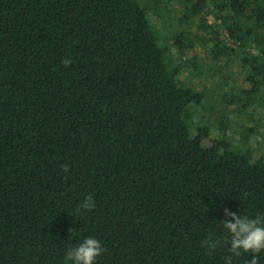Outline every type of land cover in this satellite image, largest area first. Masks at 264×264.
Segmentation results:
<instances>
[{"label":"trees","instance_id":"obj_1","mask_svg":"<svg viewBox=\"0 0 264 264\" xmlns=\"http://www.w3.org/2000/svg\"><path fill=\"white\" fill-rule=\"evenodd\" d=\"M197 40L208 62L186 57ZM234 56L248 88L226 81ZM187 67L225 72L216 96ZM254 103L264 0H0V264H64L87 237L96 264H225L230 245L202 246L229 235L224 209L264 214L260 123L228 134Z\"/></svg>","mask_w":264,"mask_h":264},{"label":"clouds","instance_id":"obj_2","mask_svg":"<svg viewBox=\"0 0 264 264\" xmlns=\"http://www.w3.org/2000/svg\"><path fill=\"white\" fill-rule=\"evenodd\" d=\"M64 67L72 64L70 58L61 61ZM61 170L68 174L70 169L67 165H61ZM96 204L91 195L86 196L77 209V213L91 211ZM83 210V211H82ZM225 220L221 222L226 233L223 238H208L202 243L207 247L209 253L218 247H227L228 253L225 264H232V257H239L242 253H251V259L247 264H258L259 254L264 251V214L249 217L248 215H237L236 212L224 209ZM107 251L99 240L87 237L74 247H69L64 255V264H96L97 258Z\"/></svg>","mask_w":264,"mask_h":264},{"label":"rangeland","instance_id":"obj_3","mask_svg":"<svg viewBox=\"0 0 264 264\" xmlns=\"http://www.w3.org/2000/svg\"><path fill=\"white\" fill-rule=\"evenodd\" d=\"M150 16L153 20H155V22L159 24V16L153 13H150ZM208 21H213V16L208 15ZM195 28L198 34H203V30L200 27L195 26ZM209 49L210 44L208 42L207 44H204L203 42L197 40L196 45L192 49L187 50L186 57L198 56L201 60L208 62V59L206 58ZM227 70L229 74L226 81L229 83V85L233 87H249L248 82L245 80V70L242 67L241 61L238 56H234L231 59ZM209 72V69H204L203 73L197 75L194 74L195 71L192 70V67H187V70L184 72L183 77L186 79L188 78V80H190L193 85H196L198 89L206 88L208 90L207 94L215 95L216 88L220 86V81L224 80L225 78V72H216L214 76H211ZM211 89L215 90H212L211 93H209ZM248 111L251 112V116H248L245 113H241L238 110L230 113L228 134L230 137H233L235 141L238 142L241 137L240 133L242 127L244 125H252L255 122H259L260 126L257 129V132L254 133V135H252L249 139V143L255 146L256 153L258 154L261 150H264V104L259 105L258 103H254L248 109ZM205 144L208 145V141H205Z\"/></svg>","mask_w":264,"mask_h":264}]
</instances>
